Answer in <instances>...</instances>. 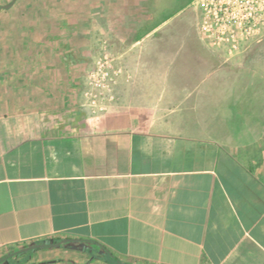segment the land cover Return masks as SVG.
Masks as SVG:
<instances>
[{"label": "crops", "instance_id": "crops-1", "mask_svg": "<svg viewBox=\"0 0 264 264\" xmlns=\"http://www.w3.org/2000/svg\"><path fill=\"white\" fill-rule=\"evenodd\" d=\"M147 2L0 0V264H264V97L229 105L264 73L190 61ZM101 36L124 72L92 113Z\"/></svg>", "mask_w": 264, "mask_h": 264}, {"label": "built area", "instance_id": "built-area-1", "mask_svg": "<svg viewBox=\"0 0 264 264\" xmlns=\"http://www.w3.org/2000/svg\"><path fill=\"white\" fill-rule=\"evenodd\" d=\"M200 7L198 29L205 44L231 59L264 39V0H193ZM124 72L101 36L96 56L86 70L81 105L104 111L115 99L114 87Z\"/></svg>", "mask_w": 264, "mask_h": 264}, {"label": "rangeland", "instance_id": "rangeland-1", "mask_svg": "<svg viewBox=\"0 0 264 264\" xmlns=\"http://www.w3.org/2000/svg\"><path fill=\"white\" fill-rule=\"evenodd\" d=\"M147 3L151 8V11L154 13V20L163 17L170 18L169 24L161 31L165 30L166 33L172 35L173 38L182 40L183 43L184 41L187 42L188 47L186 45L183 46L182 54L189 58L190 61L201 53L202 47H207L198 29L200 7L195 5L193 0H148ZM199 46H201V48ZM214 51L220 56L221 70L264 73V39L228 60L224 55V51L220 49H214ZM242 81H248L258 86L254 85L253 90L251 86V89L248 88V91L239 90L234 96L231 95L229 99L231 103H229V105L231 104L237 112L240 111V113H238L241 117L240 120L242 119L241 115L245 114V112H243V107L250 108L251 102L252 106L255 107L258 101L260 99L263 100L264 97V78L255 77L251 80L244 79ZM251 113L250 110L246 112V114ZM235 120L240 121L239 119ZM232 130L236 131L237 134H245L246 137L251 136L255 141L263 135V130H261L260 127L252 129L251 133L247 132L245 128L244 132V128L240 127L239 123L236 126H233ZM252 146L255 147L256 143L253 142Z\"/></svg>", "mask_w": 264, "mask_h": 264}, {"label": "water", "instance_id": "water-1", "mask_svg": "<svg viewBox=\"0 0 264 264\" xmlns=\"http://www.w3.org/2000/svg\"><path fill=\"white\" fill-rule=\"evenodd\" d=\"M77 240H79V239H76V238H64V239H61L59 241V243H61V242H69V241H77Z\"/></svg>", "mask_w": 264, "mask_h": 264}]
</instances>
